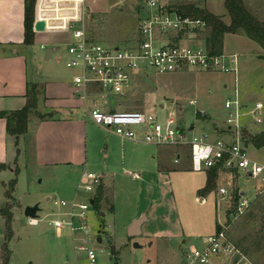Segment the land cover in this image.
Masks as SVG:
<instances>
[{
    "label": "rangeland",
    "instance_id": "374dc122",
    "mask_svg": "<svg viewBox=\"0 0 264 264\" xmlns=\"http://www.w3.org/2000/svg\"><path fill=\"white\" fill-rule=\"evenodd\" d=\"M114 1L117 0H111L108 4L101 2L102 10L106 9V11L98 17H94V20L87 24V30L92 38L105 45L131 47L138 36V16L142 5L139 6L136 3L134 6L133 1H130L127 3L129 6H119L112 10L110 6ZM215 1L223 11L211 8L212 12L221 16L224 14L223 20L229 23L231 19L224 1ZM172 4L175 6V3ZM75 27L80 28L81 26ZM206 33L207 31L202 34L203 39H205ZM241 36L244 35L230 37L227 44L228 49L240 51L238 45L243 40H247ZM44 38H46L44 42L47 44V48H50L52 43H59L61 49L52 60L47 61V49H41L40 43L39 46L32 47L30 50L36 57L32 60V54L29 55L30 76L38 75L49 68L50 71L57 72L72 81L75 72L66 66L67 58L65 57L70 41L68 40L69 34L55 32L44 36ZM243 53L238 62L240 94L249 98V101H253V105L258 101L264 104V73L251 67L252 61L256 58L254 54L250 55L252 52L244 51ZM147 73L148 76L141 74L137 77L129 94L119 96L110 93L103 99V102L108 106L115 107L118 111H145L160 117L165 116V119L176 118L178 124L183 126L186 131L194 124L195 130L190 131L191 135L193 133L212 135L214 125L207 124L208 120L226 126L225 100L232 99L234 96L232 90L235 84V75L233 73L225 74L219 71L192 69L168 74H157L153 70H149ZM226 83L230 87L229 90H225L224 84ZM40 90L37 89L39 99L42 98L39 96L42 94ZM190 99H197L198 104L196 106L189 105ZM202 109L203 112H208L210 115L206 116L204 113H200L201 116L197 118L196 112ZM261 116L263 123L256 125V131L264 127V109ZM249 121H253L251 116L242 118V125H246ZM88 134L90 146L91 142H93L92 146L96 141L103 142L109 135L107 130L95 125L89 126ZM248 147H250L248 148L250 156L264 164V151ZM104 149L105 145L93 150L90 148L87 170L100 173L99 170L106 163ZM168 150L170 154L169 166L173 169L171 174L169 173L172 192L169 193V188L165 187L162 182L157 184L156 181L153 186L147 189L149 193L144 199L145 205L148 204L150 207L153 203L158 209L160 220L157 224L152 225L153 229L164 234L173 233V239H177L171 248L169 264H183L191 248L200 247L201 239L204 238L193 237L189 243L185 244L183 239L176 236L179 232L178 218L183 222L184 228L192 233L191 236L214 234L219 221L220 224L226 226L230 241L247 256L250 263L264 264V183L246 175H242L238 181L235 176H230L229 181L222 180L218 184L220 187L222 186L221 188H226L227 195L218 194L216 191L201 195V189L196 190V186L203 178V173L189 171L185 162V157L190 155V151L175 148ZM180 153H182V160L175 163L174 156ZM117 167L113 170L119 173L117 187L114 189V193L111 191L113 187L108 189L109 196L106 198L107 202L103 203L102 209L91 205L85 220L75 218L77 226L88 225L89 232L86 236V243L81 241L85 237V232L81 230L73 235L64 229L60 236L57 235L54 226L49 223L56 217L54 211L57 206L53 204L52 200L46 201L48 195L53 196V200L56 198L70 199V194L65 188L69 187L70 191H75L78 176L76 169H71V175L64 178H61L60 174H57L59 176L57 178L45 174L43 175V184L40 182L41 178L29 181V171L26 169L22 171L20 186L15 194L19 208L15 212V221L12 225L16 236L10 243L11 264H89L86 252L78 248L81 245H86L96 252L98 264H162L167 262L168 259L164 257V249L159 246L157 240L146 237H129L121 227L120 220L129 217L138 204V186L142 182L134 181L123 170L121 162L120 165L117 164ZM10 175L17 177L16 174ZM240 191L244 192L250 200L249 206L243 213L238 211L239 199L242 197ZM55 192L56 194H54ZM80 195L84 198L80 196L76 199L78 202L89 200V195L82 190H80ZM5 201L4 187L0 182V205H4ZM39 203L38 217L42 221L37 226H31L27 222L25 209ZM113 204L121 212L120 219L117 221L118 230H110L106 234L102 231V225L104 220L108 222L113 220L110 212V206ZM101 210L107 213L106 217L103 216ZM3 226L0 217L1 237L4 234ZM99 237L103 239L101 244L98 242ZM189 238L190 236L186 237V239ZM153 241L155 242L153 243ZM135 243L141 247L135 248ZM112 248L116 250V256L113 254Z\"/></svg>",
    "mask_w": 264,
    "mask_h": 264
},
{
    "label": "crops",
    "instance_id": "0c3cea01",
    "mask_svg": "<svg viewBox=\"0 0 264 264\" xmlns=\"http://www.w3.org/2000/svg\"><path fill=\"white\" fill-rule=\"evenodd\" d=\"M110 1L111 0H37L35 7V23L38 20H43L46 22V26L45 30L43 31H36L34 28V42L32 45H26L24 43L25 0H0V113L4 112L6 113V116H10L12 112L23 109L27 105L29 91L33 87H36L37 89H41L40 91L42 92V94H39V96L42 98L39 99L40 108L38 107L37 110L45 116L44 118H40L37 114H32L30 116L27 133L19 137L18 146L16 143V137L10 135L7 132L6 117H0V164L5 165V169L0 170V182H2L4 187V194L6 197L5 204L0 205V217L4 224V234L2 237V230L0 231V264H2L1 248L6 239L5 218L2 215V209L5 208L7 204L13 205V225L15 221V212L19 208L18 199L15 197V194L18 190V187L20 186L22 171L25 169L29 171V181L32 182L37 178H41L40 182L43 184V175L45 174L52 178H57L59 177L57 174H60V177L64 178L65 176L71 175V169H76L78 176L75 191H70L69 187L65 188L67 193L70 194V199L66 200L56 198L53 200V196L48 195L46 197V201L50 202L52 200L55 206L56 200H65L71 202L81 196L79 182L82 173L88 169L87 164L90 148L91 150L95 149L96 147L102 148L103 145H105L104 158L106 163L104 166H102L103 168L99 170L100 173L96 172L103 176V182L101 185L103 200L100 203V209H102V205H104L103 203L105 201L107 202L106 198L109 196L108 189L113 187L111 191L114 193V189L117 187L119 173L114 172L113 170L118 168L117 164L120 165L121 162L123 165V170L128 175H130L134 181H141L142 184L140 183L138 186L137 206L129 217L120 220V225L123 227L124 232L129 236L134 222L144 216L145 220L139 228L140 234L137 237H146L148 239L157 240L159 246L164 249V257L168 259L167 262L165 261V263L163 262L162 264H169L171 248L173 246V242L175 240L177 241V239H173V233L164 234L153 229L152 225L157 224V222L160 220V217L157 213L158 209H156L153 203H151L150 207H148V204L145 205V199L146 194L149 193L147 189L153 186L156 181L157 184L162 182L165 187L169 188V193L172 192V183L169 173L173 169L169 166L170 154L168 149H188L190 151V155L185 157V162L189 171H193L191 166L192 147H165L148 144L142 141L123 139L116 135L113 130L96 125L91 120L89 115V109L92 106V100H97L101 107L106 110L115 109V107L108 106V104L103 102V99L109 94L104 98L101 96H98L97 98L92 96L91 98L85 100L76 93L75 87L73 85V79L72 81L68 80L65 76L59 75L57 72L50 71L49 68L38 75H34L33 77H31L29 74V55L32 54L30 50L32 47L39 46L38 44L40 43L41 49H47V61L52 60L56 53L61 49L59 43H52V46L47 48V44L44 42L46 39L44 36L55 32L66 33L69 34V44L72 40L73 29L77 28L75 26L79 25L85 27L88 36L92 40L100 42L89 35L90 33L87 30V24L94 20V17H98L100 14H103L106 11V9L102 10L101 2H106L108 4ZM130 1H133L134 6H141L147 0H117L114 1L110 8L113 10L119 6H129L127 3ZM167 1L176 3L185 1L189 2L193 0ZM197 3H199V6L206 7L211 13H213L211 8L219 11L222 10L215 0ZM246 5L247 8L251 10L259 19L264 20V0H247ZM216 15L221 16L220 14ZM230 22L227 24H230ZM232 36L233 35L230 34L225 36L223 52L228 55L237 54L239 59L244 54V51L252 52L250 55L254 54L256 58L252 61L251 67L254 68V70L264 73V60L261 59V56L264 55V50L245 36L241 37H245L247 40H243V42L238 45L243 51L230 50L228 49L227 44L229 43L231 39L230 37ZM50 49H52V52L48 56V51ZM35 57L36 56L32 54V60H34ZM65 57L68 58L67 49L65 52ZM74 72L73 78L76 74V71ZM238 82L239 84L237 83V87L239 90L240 79ZM224 87L225 90H229L230 88L227 83L224 84ZM234 87L232 90L233 93ZM239 96L246 109L247 107L253 106L254 102L249 101V98L245 97L244 95L241 96L240 91ZM259 102L260 101L257 103ZM198 112L204 113L206 116L210 115L208 112H203V109ZM198 112H196V114ZM158 117L161 120H166L164 118L165 116ZM206 123H212L214 125V133L210 135L212 140H216L220 137H223L225 140H230V133L226 126L224 127L209 120L206 121ZM92 125L107 130L109 135L105 140H103V142L96 141L93 146V142H91L90 146L88 128ZM256 125L257 124L254 123V121H249L246 125H243V129L247 132L249 131L250 134H258L264 131V127L261 130L256 131ZM179 126L181 125L179 124ZM181 127L184 128L183 126ZM192 127L193 130H195L194 124L190 126L189 130H191ZM248 146H251V148L254 150L264 151V148L256 149L252 145ZM177 157H179L178 162H176ZM181 160L182 153L176 154L174 156L175 163H179ZM17 170L19 172L18 183L16 185L15 191L13 192L14 200L10 201L6 196V192L8 190L9 182L15 178L10 174L15 175ZM205 171L206 174L204 171H193V173H203V178L196 186V190H202L207 185L209 170ZM132 174H137V177H134ZM242 175H244L242 172L219 169L216 188L213 191H216L219 194V189L222 187L218 185L220 181H229L231 179L230 176H235L238 181ZM62 187L64 186L62 185ZM98 192L99 189L96 193V196L98 195ZM241 193L244 192L240 191V194ZM54 194H56V192ZM96 196L94 198H96ZM81 197L84 198V196ZM94 198L92 199L93 202ZM201 200L204 201V199ZM38 205L40 208V203ZM92 205H94V203ZM67 211L68 208H58L57 206L56 210L54 211L55 214L53 213L54 216L56 215L54 219H59L61 214L63 215ZM102 211L103 210H101V212ZM110 212L113 216V220L111 222L104 220L102 225V231L106 234H108L110 230H118L117 221L120 219L119 215H121V212L118 211L117 206L114 204L110 206ZM102 214L104 217L107 216L105 211L102 212ZM48 215L51 216L52 214ZM52 220L49 221L51 225ZM178 221L179 222H177V225H179V232L176 236L179 239H183L185 244L189 243L193 237H198L199 239L208 236H191L192 233L188 232V230L184 228L181 219L178 218ZM218 225L221 226L222 224H220L218 221ZM218 225L216 231L218 230ZM12 229L14 238L16 236V231L13 226ZM62 231L56 230L57 235L60 236ZM189 236L190 238L186 239V237ZM154 242L155 241H153V243ZM10 243L11 241L9 242V248ZM9 264H11V257Z\"/></svg>",
    "mask_w": 264,
    "mask_h": 264
},
{
    "label": "built area",
    "instance_id": "2783aa9c",
    "mask_svg": "<svg viewBox=\"0 0 264 264\" xmlns=\"http://www.w3.org/2000/svg\"><path fill=\"white\" fill-rule=\"evenodd\" d=\"M208 25L201 18L184 15L167 0H147L140 8L138 16V36L131 47L105 45L92 40L84 26L73 29L72 40L68 44L66 66L76 71L73 85L82 99L106 97L110 93L119 96L129 94L139 74L148 76V71L157 74L184 72L188 70L219 71L235 75L233 98L225 100L227 110L226 127L230 140L223 137L212 140L210 135H198L179 126L176 118L161 120L157 115L145 111L106 110L97 100H92L89 109L91 120L98 126L111 129L126 140L142 141L165 147L191 146V166L194 172L212 168L238 171L251 179L264 183V164L253 159L248 145L243 139L242 118L251 116L256 124H261L264 104L255 103L244 107L237 87V54L213 55L203 39ZM200 36V37H199ZM202 37V38H201ZM189 105L196 106L192 99ZM179 161L177 157L176 162ZM137 177V174H132ZM103 182V176L92 171H84L79 182V190L89 195V200H56L58 208H68L52 225L57 231L67 229L73 235L85 232L82 242H87V224L77 226L75 218L85 220L91 200L96 196ZM227 195L226 188H220ZM238 211L243 213L249 206V198L240 194ZM59 215V214H58ZM42 219L27 218L31 226H37ZM226 226L222 225L212 235L202 238L200 247L194 246L186 255L183 264H252L247 256L229 239ZM86 252L89 264H98L96 252L86 246L78 247Z\"/></svg>",
    "mask_w": 264,
    "mask_h": 264
},
{
    "label": "trees",
    "instance_id": "16d2710c",
    "mask_svg": "<svg viewBox=\"0 0 264 264\" xmlns=\"http://www.w3.org/2000/svg\"><path fill=\"white\" fill-rule=\"evenodd\" d=\"M208 0H193L185 2H176L175 8L180 13L191 16L194 18H201L206 21L208 25L206 33V44L213 55H220L224 50V39L227 34L233 36L244 35L252 42L257 44L264 50V20L259 19L251 10L247 8V0H223L227 13L230 16L231 22L227 24L222 16L211 13L206 7L199 6L197 2H207ZM37 0H25V40L26 45H32L35 39L34 24H35V7ZM264 60V55L261 56ZM39 97L37 88L33 87L28 93L27 105L19 110L12 112L10 116H6V113L1 112L0 117H6L7 119V132L10 135L16 137L17 146L19 145V137L28 130V123L32 114H37L40 118L45 116L38 112ZM201 112L196 114L197 118L201 116ZM228 130V129H227ZM244 143L246 145H252L256 149L264 148V131L258 134H250L244 130L243 133ZM5 169V165L0 164V170ZM219 168L215 167L208 171V182L204 189L200 191L201 195H206L216 188V181L218 178ZM18 170L16 171L17 177L11 180L8 184V190L6 196L10 201H13V192L15 191L18 183ZM102 198V187L99 188L98 195L94 198V205L100 209V203ZM12 204H7L2 209V215L5 218L6 227V239L1 248L2 264H9L11 251L9 248V242L13 238V213ZM220 226L218 225V229ZM112 252L115 255L116 250L112 248ZM116 256V255H115Z\"/></svg>",
    "mask_w": 264,
    "mask_h": 264
},
{
    "label": "water",
    "instance_id": "95a60500",
    "mask_svg": "<svg viewBox=\"0 0 264 264\" xmlns=\"http://www.w3.org/2000/svg\"><path fill=\"white\" fill-rule=\"evenodd\" d=\"M45 26H46V22L45 21H43V20H38L36 23H35V26H34V28H35V30L36 31H43V30H45ZM51 52H52V49H50L49 51H48V56H49V54H51ZM191 130H193V127L191 128ZM94 202H93V200H92V204H93ZM40 210V208H39V205L38 204H36V205H34V206H28V207H26V209H25V216L27 217V218H37L38 217V211ZM144 220H145V217L143 216V217H141V218H139V219H137L135 222H134V224L132 225V227H131V231H130V233H129V236L130 237H137L140 233H139V228H140V226L143 224V222H144ZM98 242L101 244V243H103V239L101 238V237H99L98 238ZM134 247L135 248H140L141 246L138 244V243H135L134 244ZM66 264H69V263H66Z\"/></svg>",
    "mask_w": 264,
    "mask_h": 264
}]
</instances>
